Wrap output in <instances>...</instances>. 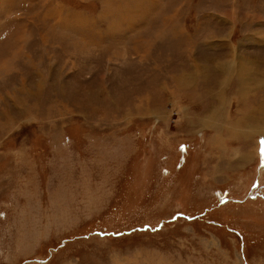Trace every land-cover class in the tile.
<instances>
[{
    "label": "rangeland",
    "instance_id": "rangeland-1",
    "mask_svg": "<svg viewBox=\"0 0 264 264\" xmlns=\"http://www.w3.org/2000/svg\"><path fill=\"white\" fill-rule=\"evenodd\" d=\"M237 67L264 0H0V264H264Z\"/></svg>",
    "mask_w": 264,
    "mask_h": 264
},
{
    "label": "bare ground",
    "instance_id": "bare-ground-1",
    "mask_svg": "<svg viewBox=\"0 0 264 264\" xmlns=\"http://www.w3.org/2000/svg\"><path fill=\"white\" fill-rule=\"evenodd\" d=\"M229 65V64H228ZM243 66V64H242ZM247 67V66H246ZM237 79H238V87H237V95L241 96L242 98V95L243 94H246L249 90H251V88H254L256 85L258 87V85L262 86L264 84V80H252V76H251V71L247 70V68H242V67H237ZM233 70V69H232ZM254 70V69H253ZM193 78L194 76H189V75H186L184 76L183 78H179L177 79V83L182 86V85H185V81H186V78ZM249 77V78H248ZM262 77V76H261ZM264 77V76H263ZM260 104V107L262 111H264V98L258 102ZM252 110V109H251ZM249 113V112H248ZM216 114V113H215ZM250 115H251V111H250ZM246 116V115H245ZM262 118V117H261ZM262 120H264V118H262ZM264 126V125H263ZM258 130V129H256ZM251 131H249L250 133ZM248 136V135H247ZM249 137V136H248Z\"/></svg>",
    "mask_w": 264,
    "mask_h": 264
},
{
    "label": "snow or ice",
    "instance_id": "snow-or-ice-1",
    "mask_svg": "<svg viewBox=\"0 0 264 264\" xmlns=\"http://www.w3.org/2000/svg\"><path fill=\"white\" fill-rule=\"evenodd\" d=\"M260 152H261V156L264 157V140L261 141Z\"/></svg>",
    "mask_w": 264,
    "mask_h": 264
}]
</instances>
